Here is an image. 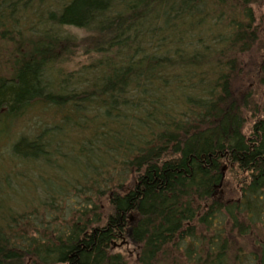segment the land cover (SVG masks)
Segmentation results:
<instances>
[{
	"label": "trees",
	"instance_id": "obj_1",
	"mask_svg": "<svg viewBox=\"0 0 264 264\" xmlns=\"http://www.w3.org/2000/svg\"><path fill=\"white\" fill-rule=\"evenodd\" d=\"M263 1L0 0V264H264Z\"/></svg>",
	"mask_w": 264,
	"mask_h": 264
},
{
	"label": "rangeland",
	"instance_id": "obj_2",
	"mask_svg": "<svg viewBox=\"0 0 264 264\" xmlns=\"http://www.w3.org/2000/svg\"><path fill=\"white\" fill-rule=\"evenodd\" d=\"M257 10L259 11V9L257 8ZM261 13L264 15V1L262 2V8H261ZM262 14H260V12L259 13H257V15H262ZM263 36H264V31H263V34H262ZM262 56H264V54L262 53ZM263 58V57H262ZM264 61V59H262L261 60V62H263ZM78 62V61H77ZM77 64V63H76ZM76 64H73V66L74 65H76ZM244 65H245V67H247L248 65H249V60H247V59H245V61H244ZM36 117V118H35ZM37 117L39 118V116H37V115H35V116H31V122H26V124H25V127H24V133L23 134H28V133H33V132H31L32 131V126H33V121H37L38 119H37ZM27 132V133H26ZM64 165H66V164H64ZM51 172V171H50ZM70 193H71V195L73 196V195H75L76 194V190H71L70 191ZM75 201H79V199L77 198V199H74ZM37 205H38V202H35ZM66 206H64V208H66V209H62V210H59L58 211V213H57V216H59V219H64V220H67L69 217H70V210L69 209H71V208H73V205L72 204H65ZM45 206H42L41 204H40V206L38 205L37 207H34V206H31L30 208H29V214H31L32 212H33V214L35 215V216H39L40 214H42V212H43V210H42V208H44ZM62 215L64 216V217H62ZM38 218H40V217H38ZM32 220L34 221V222H36V223H39V219H35V218H32ZM47 223H49V221L47 222ZM180 252V251H179ZM182 253H178V252H172L170 255H171V257L172 258H174V260H177V257H179V255H181ZM181 259V258H180ZM180 264V263H179Z\"/></svg>",
	"mask_w": 264,
	"mask_h": 264
}]
</instances>
